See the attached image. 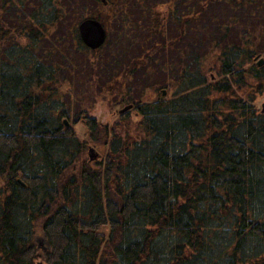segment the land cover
I'll return each mask as SVG.
<instances>
[{
    "label": "trees",
    "instance_id": "obj_1",
    "mask_svg": "<svg viewBox=\"0 0 264 264\" xmlns=\"http://www.w3.org/2000/svg\"><path fill=\"white\" fill-rule=\"evenodd\" d=\"M254 1L0 0V264H264V9ZM137 6L150 24L133 17ZM88 17L108 30L95 50L79 32ZM115 26L114 61L129 58L105 86L122 92L115 106L135 104L138 137L118 132L128 112L111 126L85 108L72 120L73 52L93 54L87 91L104 90L99 54ZM158 60L171 96L123 90Z\"/></svg>",
    "mask_w": 264,
    "mask_h": 264
},
{
    "label": "rangeland",
    "instance_id": "obj_2",
    "mask_svg": "<svg viewBox=\"0 0 264 264\" xmlns=\"http://www.w3.org/2000/svg\"><path fill=\"white\" fill-rule=\"evenodd\" d=\"M153 2L159 3L161 0H152ZM253 6L255 8L263 7L264 9V1L257 0L254 1ZM222 8H225L222 6ZM133 17L139 18L140 22L144 24H150V19L147 14V12H140V8L137 6L133 8L132 10ZM253 20V15L248 17V23H251ZM168 29L170 33H174L173 29H170L168 26ZM116 30L117 27L115 26L113 31L114 37L111 41L107 43L105 46L103 52L99 54V57H102V60H106L108 58V64L107 66H103L102 68V76L100 78L101 83L104 82V90H101L100 88L92 91H87L89 88L90 83L92 82L91 78L92 76V67L90 66V61H92L93 54L89 51H83V52H73L72 63L75 65V70L73 69L71 72V76H73V86H72V94L76 96V100H73L74 108H73V115L72 120L78 116L81 109H86V112L94 117L97 121L102 122L104 124H108L109 126L113 125L117 122H122L121 114L120 113V106H115L117 104V100L119 97L122 96V92L116 91L115 93H111L108 91L107 87L105 86V83L110 80L111 72L113 68L120 67L122 63L126 62L128 60V56L124 57V55H121L120 58H117V60L114 61V58L112 54H115L116 51L121 47V44L116 42ZM204 30V25L200 24L196 28V33L198 35L202 33ZM63 45H67L69 47L68 43H65ZM67 50V49H66ZM85 50V49H84ZM119 53V51L117 52ZM264 56V51L260 52ZM135 52L131 51L129 52V56L134 55ZM190 54V53H189ZM189 54L185 56L184 61H188ZM111 57L109 58V56ZM166 56H170V54H166ZM258 59L255 60L257 63ZM162 61L158 60L156 63L153 62L149 66V68L146 70L145 75H143L144 71H141L140 69L135 72V75L130 79L129 82L123 87V90L126 89L130 92V95L133 96V98H139L143 97V100H149V99H156L162 95V91L157 90V88L166 89L167 94L166 96H171V91L168 88H164L163 85L167 83H171L170 81V74H168L165 70L160 68V63ZM119 63V64H118ZM119 68L115 69L113 72L117 73ZM203 71H205L207 77L209 79H221L222 76L219 73L220 66L218 63L213 61H204V67L202 68ZM170 86V85H169ZM245 89L243 90V92ZM96 92L95 94H93ZM73 98V97H72ZM257 105L263 109L264 107V95L258 96ZM130 113L132 119L130 120L129 124L122 122V126L119 127L118 132L121 134L123 138H126L128 135H134L135 137H138L137 134L135 122L137 121L138 117L135 115V107L126 111ZM125 113V112H124ZM75 129L78 133V136L80 138H86V127L83 125L81 121L77 122L75 125ZM93 144V143H92ZM94 145V144H93ZM94 147V146H93ZM95 148V154L96 158L99 160L102 158L101 151L97 147Z\"/></svg>",
    "mask_w": 264,
    "mask_h": 264
},
{
    "label": "water",
    "instance_id": "obj_3",
    "mask_svg": "<svg viewBox=\"0 0 264 264\" xmlns=\"http://www.w3.org/2000/svg\"><path fill=\"white\" fill-rule=\"evenodd\" d=\"M103 1L107 3V0H103ZM79 31L83 42L91 49H97L103 46L108 37V31L106 27L99 19L95 17H88L82 20L79 24ZM257 59H258L257 64L259 66H263L264 56L261 53H258L255 56V60ZM166 94H167V90L163 89L162 96H166ZM134 106L135 105L133 103L126 104L120 109V113H124L130 110L134 108ZM263 111H264V107H263ZM65 124L67 126L70 125V121L67 118H65ZM94 152H95L94 147H91L90 148L91 159H96L97 157ZM37 240L39 241V247L44 248L46 246L45 245L46 240L43 236H39ZM38 264L41 263L39 262Z\"/></svg>",
    "mask_w": 264,
    "mask_h": 264
},
{
    "label": "flooded vegetation",
    "instance_id": "obj_4",
    "mask_svg": "<svg viewBox=\"0 0 264 264\" xmlns=\"http://www.w3.org/2000/svg\"><path fill=\"white\" fill-rule=\"evenodd\" d=\"M40 255H42V256H43V253H42V252H41V253H39V257H40V258H42ZM39 261H42V260H40V259L38 258V262H39Z\"/></svg>",
    "mask_w": 264,
    "mask_h": 264
}]
</instances>
